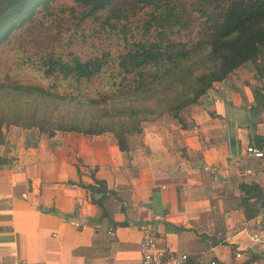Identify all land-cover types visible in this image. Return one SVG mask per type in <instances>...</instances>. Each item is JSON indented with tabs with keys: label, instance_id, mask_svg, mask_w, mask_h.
Returning <instances> with one entry per match:
<instances>
[{
	"label": "crops",
	"instance_id": "1",
	"mask_svg": "<svg viewBox=\"0 0 264 264\" xmlns=\"http://www.w3.org/2000/svg\"><path fill=\"white\" fill-rule=\"evenodd\" d=\"M256 78L244 64L182 110V121L144 122L126 151L111 132L7 127L0 264H141L146 231L196 264H264L251 240H264V209L247 219L240 189L255 182L264 191V157L247 152L264 151L254 139L264 138V114L251 112Z\"/></svg>",
	"mask_w": 264,
	"mask_h": 264
},
{
	"label": "trees",
	"instance_id": "2",
	"mask_svg": "<svg viewBox=\"0 0 264 264\" xmlns=\"http://www.w3.org/2000/svg\"><path fill=\"white\" fill-rule=\"evenodd\" d=\"M56 1L0 0V46ZM73 1L81 20L100 21L109 10L112 17L121 18L122 11L115 8L116 0ZM129 1L139 10L151 8V11L144 35L130 41L118 56V71L111 72L112 96L99 101L94 97L57 94L7 78L0 81V144L6 140L5 129L14 125L36 128L49 136L57 132L91 135L111 132L120 149L126 151L132 138L142 134L144 122L163 116L182 121V110L198 103L215 83L249 62L259 82L254 86L255 105L251 112L255 117H262L264 0H191V9L185 0ZM193 14H198L197 19ZM197 20H201L199 31L185 40L182 33ZM109 22L110 17H106L104 23ZM152 28L155 33L146 37ZM111 54L105 51L83 59L71 52L65 60L52 52L44 56V72L46 76L55 75L57 79L77 84L91 83L105 73L111 64ZM254 139L260 143L264 138L255 136ZM10 161L0 157V164ZM98 183L105 184L100 180ZM240 189L244 193L242 205L246 217L251 219L264 209V191L255 182L242 183ZM93 191H105V188ZM187 264L196 262L189 258Z\"/></svg>",
	"mask_w": 264,
	"mask_h": 264
},
{
	"label": "rangeland",
	"instance_id": "3",
	"mask_svg": "<svg viewBox=\"0 0 264 264\" xmlns=\"http://www.w3.org/2000/svg\"><path fill=\"white\" fill-rule=\"evenodd\" d=\"M185 1L190 8L191 0ZM115 8L122 11L120 20L112 17L110 10L100 21L91 18L81 20L73 0H57L49 10H42L34 22L16 31L7 43L0 46V81L8 78L24 85L44 87L57 94L82 95L99 101L110 98L114 86L111 72L118 71V56L128 48L130 41L144 35L148 12L151 11V8L139 10L129 0H116ZM193 16L197 19L198 14ZM106 17H110L108 24L104 23ZM200 23L201 20H197L188 31L182 33L185 40L190 35H196ZM154 33L152 28L145 36ZM105 51L112 53L111 64L104 74L91 83L77 84L72 80L57 79L55 75L46 76L44 72L46 54L53 52L54 56H63L68 60L71 52L87 59ZM67 107L75 110L71 105Z\"/></svg>",
	"mask_w": 264,
	"mask_h": 264
},
{
	"label": "built area",
	"instance_id": "4",
	"mask_svg": "<svg viewBox=\"0 0 264 264\" xmlns=\"http://www.w3.org/2000/svg\"><path fill=\"white\" fill-rule=\"evenodd\" d=\"M247 152L257 158L264 157V151L255 145L247 148ZM251 240L264 248V240L259 232L251 235ZM141 264H187L189 255L187 253L169 252L158 248L156 236L150 231L144 233L143 239L140 242ZM237 257L241 254L238 252ZM216 262H212L215 264ZM12 264H32L29 262H17Z\"/></svg>",
	"mask_w": 264,
	"mask_h": 264
},
{
	"label": "water",
	"instance_id": "5",
	"mask_svg": "<svg viewBox=\"0 0 264 264\" xmlns=\"http://www.w3.org/2000/svg\"><path fill=\"white\" fill-rule=\"evenodd\" d=\"M99 194H95V197H98Z\"/></svg>",
	"mask_w": 264,
	"mask_h": 264
}]
</instances>
